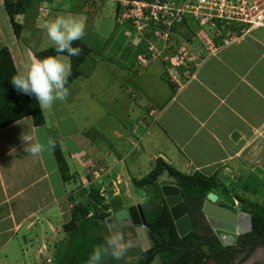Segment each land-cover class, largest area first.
<instances>
[{"label":"crops","instance_id":"0c3cea01","mask_svg":"<svg viewBox=\"0 0 264 264\" xmlns=\"http://www.w3.org/2000/svg\"><path fill=\"white\" fill-rule=\"evenodd\" d=\"M6 1L24 3L23 10L13 17L21 26L18 37L13 32ZM114 2L0 0V49L6 47L9 50L16 72H21L25 64L37 61L35 53L47 49L42 46L47 36L44 24L57 15L69 14L86 22V35H93L98 44L99 41H114L116 35L110 39L115 33L113 26L109 30L111 24H116L118 5L115 3L116 8H113ZM114 26L117 33V24ZM180 26L175 27L181 30ZM179 35L177 33L178 38ZM86 37L80 40L89 49L80 65H85L86 72L79 71L77 78L66 87L71 88L79 79L88 80L101 67H126L125 71L138 77L144 75L143 70H148L150 75L157 71L156 76L150 79L158 82L153 90L157 101L140 93L139 96L134 89L131 90L130 97L140 102L138 106L141 110L138 106V112L133 108L127 110V113L135 116V120H131L137 126L135 133L130 127L123 134L113 132L114 136L124 138V141H119L120 146L115 147L111 143L107 152V145L92 141L87 148L80 144L77 152H69L68 158L86 159L87 164L81 166L83 174L89 172V163L93 162L95 169L96 166L99 169L109 166V162L122 161L127 174L132 172L138 176L140 171L145 173L139 181L160 159L180 174L191 176L198 173L219 179L226 185H235L242 175L257 180V171L264 169V28L251 31L237 41L201 57L199 41L184 42L198 60L190 69L184 65H165V60L173 55L175 48L173 51L165 49L163 57L155 58L141 67L136 64L137 57L144 52H138L139 47L133 52V61L126 64L118 61V52L109 50L106 43L101 50L93 51L84 41ZM61 56L65 55H57ZM157 61L163 66L156 65ZM156 67H161V70ZM128 82L134 84L132 78ZM87 87V82L78 83L80 93ZM64 104L67 111L65 101ZM42 112L45 120L43 126L35 127L28 116L0 130V264H54L58 244L65 236L63 226L70 219L67 212V181L61 177L53 148L32 155L25 151V144L20 139L25 132L31 135L32 143L39 141L47 145L54 121L46 118L43 109ZM58 138L57 143L67 162L63 138ZM134 142L137 144L135 147ZM90 151L93 153L89 154ZM66 164L67 173L74 177L73 169L69 170L70 165L68 162ZM146 165L145 172L143 169ZM162 179L169 182L164 183ZM159 181L163 182L161 185L174 183L166 172ZM222 189L225 188L222 186ZM125 192L126 195H135L134 190ZM149 198L143 193L136 196V201H140L133 204H140L143 209ZM151 209L156 208H147L148 211ZM16 252L20 259L14 257ZM121 255L122 261L128 264H138L143 257L139 250L124 251Z\"/></svg>","mask_w":264,"mask_h":264},{"label":"rangeland","instance_id":"374dc122","mask_svg":"<svg viewBox=\"0 0 264 264\" xmlns=\"http://www.w3.org/2000/svg\"><path fill=\"white\" fill-rule=\"evenodd\" d=\"M115 3L116 2H114L113 8H116ZM108 17H110V15ZM114 25L116 24H111L109 29L111 30L113 26L112 31L115 33L112 34L110 39H113L114 35H116L114 41H99L98 44V40L93 38V35H90L89 33L87 35L85 34L87 37L84 41L93 51L101 50V46L106 43L109 50L118 52V61H123V63L126 64L133 61L135 49L148 46V44L146 45L147 41L145 40L148 39L150 42L149 45L152 47V52L156 59L164 56L165 49L173 51V48H175L173 55L168 56L165 60L167 63L165 65H173L175 67H181L184 65L190 69V67H194V64L198 60L195 53L190 50L188 48L189 46L187 47L184 42L199 41L201 44L199 56L201 57L204 54H207L211 49V44L207 43V38L209 39L210 37L209 34L213 37V42L216 41L214 32L209 30L207 25L202 24L198 19H193L191 22L180 26L181 30H178V28L170 30L166 37L163 35L154 37L152 36L151 31L147 29L140 30L141 34L132 31L129 33L131 28L118 25L116 26V33ZM105 32L107 33V31ZM177 33L180 34L179 38L177 37ZM102 35L103 37L106 36V34ZM142 36L145 38L143 39ZM46 37L42 41L44 49L54 46L50 39H46ZM164 38L166 40H163ZM21 43L24 44V40H22ZM142 53L146 54L145 52ZM59 58L65 63H69V60H67L65 56ZM182 62L184 64H181ZM137 63L138 59L136 64ZM156 65L163 66L160 62ZM156 68H159V71L161 70V67ZM125 69L126 67H101L100 69H97L94 72V76L92 75L88 80H77V82H75L76 84L69 88L70 94L65 100L68 107L67 111L63 106L65 105L64 101L60 100H57L58 103L56 106H53V109H43L46 118L50 121H54L51 130H49L50 138L54 141V144L58 141V137L63 138L65 144L64 155L67 158L69 152H77L80 144L82 147L87 148L88 144L92 141L95 143L99 141L107 145L105 150L109 152L108 150L109 146L112 145L111 143H114L115 147H118L121 145V142L119 141H124V138L119 135L114 136V134H123L129 127L131 128V131L135 133L137 128L136 123H134L135 116L127 113V110L133 108L137 111L138 109L141 110V108L138 106L140 105V102H137V99H132L130 97L132 89H134L138 95L140 93L143 97L149 98L152 101H157L155 98L156 93L153 91L157 87V80L155 79L156 81H154L150 79L156 76L157 71L150 75L147 72L148 70H143L142 73H144V75L138 77L136 75L132 76V72L125 71ZM78 71L85 73V65H82ZM130 76H132L131 78L133 79L134 84L133 82H128V80H131V78H128ZM81 81L87 82L88 87L80 93L78 83ZM135 83L144 89L139 90L138 88L140 87L138 85L135 86ZM91 94L93 96H90ZM158 103H160V101H158ZM136 106H138V109ZM132 119L134 120L131 122ZM84 141H87V143H83ZM133 145L135 147L137 145L136 142H134ZM114 149L116 150V148ZM92 153L93 151H90L89 154ZM85 161L86 159L84 160L81 157H71L67 159L68 165H70L69 170L73 169L74 175V177L69 175V171L67 173V175H69L66 183L68 192L67 212H69L70 217L71 209L76 204L88 209L90 212L89 215H92V210L94 207H97L96 204L91 201V195L93 193L95 194V192H98L99 196L104 199V202L115 204L120 207V209L135 205L133 203L140 201H136V196H140L143 193H146L149 197L153 195V192H150V189L147 187H144L141 190L136 189V187L138 189L141 188L136 185V182L145 174H143L142 171H140L138 176L137 173L132 174V172H128V175L127 168L124 167L122 161L109 162V166H101L99 169H97L99 166H96L95 169V165H93V162L91 161L92 163H89L88 165L93 167L88 166L89 172L83 174L84 172L81 166L87 164ZM125 163L126 162L124 161V164ZM147 167L148 166L146 165L145 168L142 169L146 172ZM161 181L164 182L166 179H162ZM236 181L235 185H226L219 179H215L216 186L213 191L221 202L228 204L229 207L234 210L240 209L248 212H252L255 205L264 206V169H259L257 171V180L242 175ZM222 186L225 189H222ZM127 190H134L135 195H126L125 191ZM138 193L139 195H137ZM156 205L160 206L159 203H156ZM106 228L105 223H101L97 228L92 229L89 235V240L92 241V247L89 245V250L90 248L92 249L89 251L90 256L97 247H101L106 249V251L102 252L99 264H128L122 261V255L119 259L115 258L113 255L114 251L117 250L113 246L110 240V233ZM122 252L124 253V251ZM14 257L20 259L17 252ZM207 262L212 264L214 260H208Z\"/></svg>","mask_w":264,"mask_h":264},{"label":"trees","instance_id":"16d2710c","mask_svg":"<svg viewBox=\"0 0 264 264\" xmlns=\"http://www.w3.org/2000/svg\"><path fill=\"white\" fill-rule=\"evenodd\" d=\"M23 6V2H5L10 23L16 37L19 36L21 26L14 21L13 17L23 10ZM185 24H187V21H184L180 25ZM174 28L176 27L174 26ZM72 46L81 49L78 56H68L66 52L58 53L55 46H52L35 53L34 57L36 60H41L48 56H57L59 54L67 56L71 64V75L68 78L69 84L79 75V67L89 52V49L80 40L74 42ZM147 47H139L138 52H145V50L148 52ZM16 74L17 72L9 50L6 47L1 48L0 130L28 116L35 127L43 126L45 124L43 112L35 97L18 92L12 85L11 78ZM52 148L61 177L64 181H67V164L58 143L56 142ZM164 172L167 173L169 178L172 177L174 179L173 185L179 187L182 198L187 204L193 206V209L199 207L206 195L212 192L216 186L214 177H205L198 173L191 176L183 175L158 159L154 168L144 178L136 182L138 187H147L150 189V192H153V195L146 201L147 203L144 205L143 211L155 242L153 249L144 253V260H141L138 264H148L156 254L160 256L163 264H209L207 261L211 256H221L223 252H217V247L212 244L211 251L216 252L207 253L203 249V246L208 244L206 237L199 236L195 232L187 234L184 238L178 236L161 194V184L163 182L160 183L159 180ZM168 182L169 180L164 183ZM91 201L98 207H94L92 215H89V210L83 206L76 204L72 207L70 220L63 227L64 240L58 244L55 252L54 264H87L89 260V245L92 243L89 240V235L92 229L97 228L101 223H104L106 218L111 217L115 211L120 209L115 204L104 202V199L99 196L98 192L91 195ZM156 203H159L160 206H157ZM152 206L156 209L148 211L147 208ZM254 207L253 211H250L253 229L258 233H263L264 206L255 205ZM213 264H228V260L219 259V261Z\"/></svg>","mask_w":264,"mask_h":264},{"label":"built area","instance_id":"2783aa9c","mask_svg":"<svg viewBox=\"0 0 264 264\" xmlns=\"http://www.w3.org/2000/svg\"><path fill=\"white\" fill-rule=\"evenodd\" d=\"M118 26H128L132 32L141 34L143 29L152 36L166 37L169 31L184 21L198 19L214 32L207 43L213 53L219 47L237 41L251 31L264 28V0H115ZM141 30V31H140ZM143 39L145 38L142 36ZM149 43L148 39H145ZM163 40H166L165 38ZM140 54L138 65L146 66L155 59L152 47ZM209 49V48H208Z\"/></svg>","mask_w":264,"mask_h":264},{"label":"water","instance_id":"95a60500","mask_svg":"<svg viewBox=\"0 0 264 264\" xmlns=\"http://www.w3.org/2000/svg\"><path fill=\"white\" fill-rule=\"evenodd\" d=\"M161 194L178 236L184 238L193 230V225L179 187L164 184L161 186ZM217 200V196L210 192L196 210L199 209V215L208 223L220 244L226 248L232 247L239 235L251 230V214L219 206L216 204ZM104 223L117 251L139 250V253L144 256V253L153 249L154 239L140 204L115 211L111 217L104 220ZM148 264L163 263L160 256L156 254Z\"/></svg>","mask_w":264,"mask_h":264},{"label":"clouds","instance_id":"9594fccd","mask_svg":"<svg viewBox=\"0 0 264 264\" xmlns=\"http://www.w3.org/2000/svg\"><path fill=\"white\" fill-rule=\"evenodd\" d=\"M65 7L67 8L68 5ZM44 29L58 53L66 52L68 56L80 54L81 49L72 45L86 34V22L83 19L71 14L57 15L44 24ZM70 75V63H65L57 56H48L34 63L25 64L23 70L11 78V83L18 92L34 96L40 109H51L57 100L65 101L69 96L70 89L66 85ZM20 139L25 144V151L32 155L54 147V141L51 138L48 139L47 145L39 141L32 143L31 135L23 132ZM103 251L106 249L97 247L87 264H99ZM113 255L119 259L121 252L114 251Z\"/></svg>","mask_w":264,"mask_h":264},{"label":"flooded vegetation","instance_id":"af4514ba","mask_svg":"<svg viewBox=\"0 0 264 264\" xmlns=\"http://www.w3.org/2000/svg\"><path fill=\"white\" fill-rule=\"evenodd\" d=\"M212 193L214 192L212 191ZM183 201L187 207L193 225V230L191 232H195L197 235L206 237L207 239L208 244L204 246L203 249L207 251V253L216 252L211 251V245L214 244L217 247V252H223L221 256H211V258H209V261L214 260L213 263H215L220 259L228 260V264H264V232L258 233L254 231L253 220L251 230L245 234L239 235L236 238V243L234 246L226 248L220 244L215 233L211 230L204 218H201V216L199 215V209H193V206L187 204L184 199ZM216 204H218L219 206H225L233 210V208L229 207L228 204H225L220 200H217ZM236 211L245 210L238 209Z\"/></svg>","mask_w":264,"mask_h":264}]
</instances>
